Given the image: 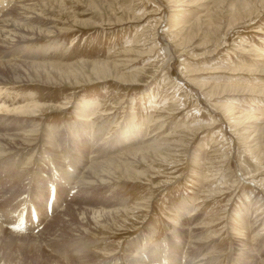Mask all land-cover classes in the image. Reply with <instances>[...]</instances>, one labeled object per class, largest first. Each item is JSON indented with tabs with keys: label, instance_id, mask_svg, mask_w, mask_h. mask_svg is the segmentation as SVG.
<instances>
[{
	"label": "rangeland",
	"instance_id": "374dc122",
	"mask_svg": "<svg viewBox=\"0 0 264 264\" xmlns=\"http://www.w3.org/2000/svg\"><path fill=\"white\" fill-rule=\"evenodd\" d=\"M0 146V264H264V0H0Z\"/></svg>",
	"mask_w": 264,
	"mask_h": 264
},
{
	"label": "bare ground",
	"instance_id": "6f19581e",
	"mask_svg": "<svg viewBox=\"0 0 264 264\" xmlns=\"http://www.w3.org/2000/svg\"><path fill=\"white\" fill-rule=\"evenodd\" d=\"M17 14V13H16ZM6 22V21H5ZM3 23V22H2ZM11 23V22H10ZM8 25L6 26V27H10L12 30H14V31H19L20 29H21V26H19V25H17V24H9V23H7ZM2 25V24H1ZM5 26V25H4ZM5 27V28H6ZM3 28V27H2ZM24 29V28H23ZM11 30V31H12ZM24 31V30H23ZM18 33V32H17ZM7 38H9V37H7ZM22 38V37H21ZM9 40V39H8ZM30 66V65H29ZM15 70H17V69H15ZM227 90V89H226ZM235 91V90H234ZM91 103V104H90ZM93 103L92 102H83V103H81V104H78L79 106L77 107L79 110H81V111H86V110H89V107L92 105ZM88 108V109H87ZM29 112V111H28ZM81 113L82 112H80V115H81ZM82 116L83 117H86L87 116V113H86V115L85 114H82ZM134 128V127H133ZM141 128V127H140ZM128 129V128H127ZM142 130V129H141ZM130 131V130H129ZM132 131V130H131ZM130 131V132H131ZM132 132H134V131H132ZM136 132V131H135ZM254 132V131H253ZM256 132V131H255ZM127 133V132H126ZM129 133V132H128ZM139 132H137V134H138ZM147 133V132H146ZM249 133V132H248ZM142 134V133H141ZM125 135H128V134H121V136H125ZM134 135V134H133ZM155 135V134H154ZM254 135H256V134H254ZM157 136V135H156ZM155 137V136H154ZM254 137H256V136H254ZM139 139H142V138H139L138 137V139H135L133 136H125L122 140H121V142H123V144H125V145H131V144H134L135 142H136V140H139ZM144 140V139H143ZM253 140V139H252ZM142 141V140H141ZM129 142H131V144L129 143ZM137 143V142H136ZM98 145V144H97ZM100 145V144H99ZM138 145V144H137ZM153 146H154V148H155V145H149V147L151 148H153ZM2 147H3V145H2ZM0 148H1V146H0ZM149 148V149H150ZM5 150V149H4ZM143 150V149H142ZM141 150V151H142ZM154 150V149H153ZM0 151H1V149H0ZM139 152H140V149H139ZM123 153V152H122ZM134 153V152H133ZM136 153V152H135ZM108 154V153H107ZM131 154V153H130ZM69 162V161H68ZM83 162V161H82ZM105 162V161H104ZM85 164V163H84ZM101 166V165H100ZM102 167H103V165H102ZM93 168H95V167H93ZM93 168H92V170H93ZM70 169V170H69ZM76 168L74 167V165H73V163H71V167L70 168H68V170H69V172H68V170H67V172H66V177H68L69 179H72V175H70L71 173H74L75 174V172H74V170H75ZM88 169V167L86 168V170ZM105 169V168H104ZM100 170V169H99ZM101 171H102V169H101ZM77 173V172H76ZM85 173H86V171H84L83 172V179H87V178H91V176H89L88 177V175H90L91 174V172H90V174H88V175H86L85 176ZM102 173V172H101ZM77 175V174H76ZM71 176V177H70ZM102 176H104V174L102 175ZM106 177V176H105ZM94 179V178H93ZM75 181V180H74ZM84 181V180H83ZM87 181V180H86ZM103 182V181H102ZM80 185H81V183H80ZM87 185V184H86ZM82 188H84L83 186H82ZM85 190V189H84ZM115 191V190H114ZM110 192H112V191H110ZM112 193H114V192H112ZM105 212V211H104ZM111 212H106V214H110ZM193 248V247H192ZM191 248V249H192ZM147 257H149V256H147ZM142 259V258H141ZM155 259H157V258H155ZM150 260H151V258H150ZM141 263L142 264H155L156 262L155 261H153V260H151V261H149L148 263L146 262L145 263V261L144 260H141ZM196 263V262H195ZM250 263V262H249Z\"/></svg>",
	"mask_w": 264,
	"mask_h": 264
}]
</instances>
